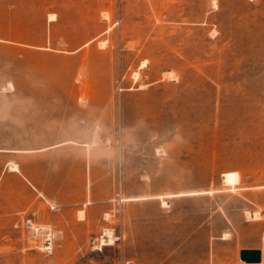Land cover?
I'll return each instance as SVG.
<instances>
[{
  "label": "rangeland",
  "instance_id": "374dc122",
  "mask_svg": "<svg viewBox=\"0 0 264 264\" xmlns=\"http://www.w3.org/2000/svg\"><path fill=\"white\" fill-rule=\"evenodd\" d=\"M242 249L264 264V0H0V264Z\"/></svg>",
  "mask_w": 264,
  "mask_h": 264
},
{
  "label": "bare ground",
  "instance_id": "6f19581e",
  "mask_svg": "<svg viewBox=\"0 0 264 264\" xmlns=\"http://www.w3.org/2000/svg\"><path fill=\"white\" fill-rule=\"evenodd\" d=\"M51 18H53V14L50 15ZM145 66V64L143 65ZM167 72V71H166ZM168 73V74H167ZM166 76H168L170 79H171V76L173 77V75H171V72H167ZM11 169L13 170H17V166L16 165H11ZM238 181V175L236 172H229V173H226V180H225V183L228 185H232V184H235L237 183ZM83 212V210H82ZM81 213H79L80 215ZM248 216L252 219H257L260 217V212L259 211H254V212H247ZM83 218V216H82ZM51 236V235H49ZM111 241V243L109 242ZM114 243V236L112 235L111 231H106V233L102 236L101 238V244L102 245H106V244H112ZM45 249H49L50 250V247H51V238H48L47 239V242L45 243L44 245Z\"/></svg>",
  "mask_w": 264,
  "mask_h": 264
},
{
  "label": "water",
  "instance_id": "95a60500",
  "mask_svg": "<svg viewBox=\"0 0 264 264\" xmlns=\"http://www.w3.org/2000/svg\"><path fill=\"white\" fill-rule=\"evenodd\" d=\"M240 259L248 264L260 263L262 261V251L260 249H242Z\"/></svg>",
  "mask_w": 264,
  "mask_h": 264
},
{
  "label": "crops",
  "instance_id": "0c3cea01",
  "mask_svg": "<svg viewBox=\"0 0 264 264\" xmlns=\"http://www.w3.org/2000/svg\"><path fill=\"white\" fill-rule=\"evenodd\" d=\"M16 165V164H15ZM17 166V165H16ZM17 170H19V168H18V166H17ZM17 170H15V171H17Z\"/></svg>",
  "mask_w": 264,
  "mask_h": 264
},
{
  "label": "snow or ice",
  "instance_id": "6c2138e0",
  "mask_svg": "<svg viewBox=\"0 0 264 264\" xmlns=\"http://www.w3.org/2000/svg\"><path fill=\"white\" fill-rule=\"evenodd\" d=\"M167 205H165V207H166ZM110 243H111V241H109Z\"/></svg>",
  "mask_w": 264,
  "mask_h": 264
}]
</instances>
